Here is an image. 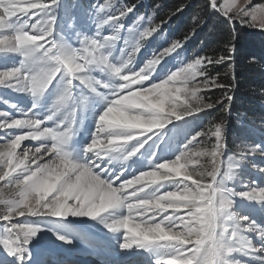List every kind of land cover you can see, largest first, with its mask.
Wrapping results in <instances>:
<instances>
[{
  "label": "snow or ice",
  "instance_id": "6c2138e0",
  "mask_svg": "<svg viewBox=\"0 0 264 264\" xmlns=\"http://www.w3.org/2000/svg\"><path fill=\"white\" fill-rule=\"evenodd\" d=\"M250 4L251 0H244V3L224 0L220 4L217 0H211L210 7L222 13L229 21L239 19L241 24L250 28L259 27L264 30V3L251 7ZM6 5H11L14 11H10ZM59 6L60 0H0V53L22 56L18 67L0 71V86L34 97L33 109H17L21 118L0 110V131L4 133L0 139L7 137L6 142L0 144V163L12 172L22 168L14 177L11 172L0 170V181H6L4 188L19 196V199L0 196V203L4 204V210L0 211V221L4 222L0 225V246L3 251L16 264H29L32 258L27 246L41 229L28 226L33 221L18 220V217L71 215L95 219L102 213L123 207L127 215L105 226L113 232L124 230L126 235L121 244L124 250L133 248V245L145 250L155 248L160 253L156 264H229L230 257L240 252L235 248L217 249L216 241L223 240L234 245L241 236L251 242V247L245 250V256L264 264V239H261L264 237V225L231 211L237 196L249 203L258 204L264 211V187L242 183L244 191L237 192L228 186L229 181L236 179L235 170L241 166L245 156H256L259 153L264 157V145L252 146L248 152L240 153L239 159L229 156L226 170L221 171L220 157L225 147L223 123L210 124L206 131L188 139L174 159L161 162L154 157L150 160L151 171H142L130 179L125 174L126 169L113 173L110 168L103 167L105 161L109 165L113 162L124 165L140 153L158 130L173 121L198 115L217 105L227 112L234 89L220 82L217 79L219 74L210 75L208 65L232 60L234 40L225 45L227 54L216 58L198 56L177 71L165 72L160 67L157 82L150 78L158 72L157 66L165 61V57L177 53L182 47L180 40H174L171 46L164 47L158 54L154 53L137 70L136 66L130 65H133L135 53L140 51V41L153 37L159 25L139 32V39L132 46L131 52L121 48L117 55L116 42L121 38L123 27L119 19L132 12L133 7L122 8L116 15L106 11L109 4H96L91 17L96 26L95 33L89 35L75 32L74 39L79 47H74L72 43H58L55 38L59 28L56 17ZM139 19L143 20L144 17ZM105 25L111 26L112 35L102 34L101 29ZM128 32L133 33V28H129ZM129 43V39L125 38L124 44ZM95 73H99V77ZM129 73H133L134 78ZM145 76L147 79H142ZM145 81L148 83H143ZM134 84L140 87L133 88ZM53 87L57 91L56 99L49 114L40 118L34 109L38 107L45 92ZM213 88L224 89L221 97L213 100L201 95ZM85 90L104 101L105 108L98 115L92 139L84 150V156L91 154L92 158L80 163L65 149L76 126L78 111L88 104L89 96L82 94ZM78 92L81 94L77 95ZM199 96L204 97L203 101L198 99ZM192 101L196 102V107L191 106ZM69 102L67 115L56 114L58 105ZM178 102L185 104V110L177 112L169 107ZM4 103L7 104L6 101ZM8 106L16 108L12 104ZM46 121H52L55 127L47 126ZM41 125L45 126L42 128ZM8 129L28 131L27 134H16ZM201 137H207L208 140L214 138L210 149ZM24 140H50L51 143L26 147L17 154L16 150ZM98 144L104 147L95 150ZM205 156L210 158L211 168L193 174L192 169L200 166V159ZM45 157L50 159L46 160ZM13 160L17 163L13 164ZM27 161L30 163L26 164ZM252 167L264 175V166L253 164ZM181 168L191 170L184 171L183 178L175 181L171 173L180 175ZM145 177L174 181L176 190L159 194L164 187L161 184L150 196L140 195L145 186L137 188L136 185ZM188 180H191V184L185 183ZM24 189L31 190L34 201L30 200ZM186 190L191 191L196 201L195 209L190 210L183 201L167 196L168 193H174L180 197ZM209 207L220 212L214 234L211 238L203 233L194 235L196 213ZM168 209H172V212L165 215ZM181 209L185 210L186 215L178 214ZM151 210L155 211L148 216ZM137 217L139 223L132 224ZM188 225L191 228H187ZM185 230L188 231L187 236L184 235ZM252 236L258 240V244L253 242ZM57 239L68 244L72 242L64 236H57Z\"/></svg>",
  "mask_w": 264,
  "mask_h": 264
},
{
  "label": "trees",
  "instance_id": "16d2710c",
  "mask_svg": "<svg viewBox=\"0 0 264 264\" xmlns=\"http://www.w3.org/2000/svg\"><path fill=\"white\" fill-rule=\"evenodd\" d=\"M75 3H79V7L74 5ZM210 3L209 0H64L66 8L58 7L57 10L61 11L63 17H72L71 9L75 10V8L77 12L81 11L87 14V17H92V9L94 10L96 4H109L110 7L106 11L116 15L119 14L120 9L132 6L133 11L119 19V23L123 25L120 31L122 43L127 38L129 44L134 45L139 39V32L149 27L160 26L153 37L140 41L141 48L135 53L134 61L144 52L149 53V59L164 47L171 46L172 41H181L182 47L177 50L178 52L165 57V61L157 66V69L164 68L165 72L177 71L198 56L216 58L227 54L225 45L230 40H234L232 60L223 64L208 65L210 75L219 74L217 79L234 89L229 110L222 111L221 106L217 105L214 109L186 117L178 123L179 128L185 133L190 131L183 141L180 140L183 146L192 136L206 131L210 124L223 123L225 147L221 159L229 156L237 157L238 153L248 152L247 150L252 146L264 145V135L261 133L264 132V35L241 26L240 21H229L220 12L213 10ZM141 16L144 17L143 20L139 19ZM67 20L68 22L64 21L60 24L61 39L66 37L68 26L72 25V32L76 28L72 20ZM85 23L88 25L90 19ZM129 28H133V33L128 32ZM6 58L4 53H0V66L6 62ZM223 91L224 89L213 88L202 92L201 95L215 100L221 97ZM249 130L255 131L249 132ZM200 139L205 141V146L209 149L214 143V138ZM252 159L258 164L261 163L260 166H264V161L256 157ZM200 163L208 169L211 168L210 158L207 156L202 157ZM187 170L191 169L187 168ZM248 174L246 173L245 177ZM187 183L191 184V180ZM2 185L0 181V196L7 198L13 192L9 189L4 190ZM3 210L4 204L0 203V211Z\"/></svg>",
  "mask_w": 264,
  "mask_h": 264
},
{
  "label": "rangeland",
  "instance_id": "374dc122",
  "mask_svg": "<svg viewBox=\"0 0 264 264\" xmlns=\"http://www.w3.org/2000/svg\"><path fill=\"white\" fill-rule=\"evenodd\" d=\"M75 1H79V0H75ZM211 2V0H209ZM224 0H217V3H223ZM238 3H244V0H238ZM259 3H264V0H251V4L249 5L254 6L257 5ZM74 5H76L77 7H79V3H75ZM24 6V5H21ZM61 9H65L66 5L64 4V0L60 1V6ZM73 11H77L76 8ZM56 14H58V10L56 9ZM74 14V18L78 19L75 20L72 17L68 18L67 16L63 17L62 22L66 21L68 22L67 19L72 20V23L75 24L76 26V32L79 31L81 29V31L83 29L87 30V24L85 23L86 21H89V19H92L90 16L87 17L88 15L85 14L84 12H73L72 15ZM222 14V13H221ZM92 21V20H91ZM234 22H238L240 21L239 19L237 20H233ZM93 22V21H92ZM61 24V22L59 23ZM241 26H244L246 28H250L248 27L246 24H242ZM104 35H112L113 34V29L111 28V26L109 27H104L103 29H101ZM251 31H256L259 34H263L264 35V30H261L259 27H251L250 28ZM74 35H75V31L72 32V25L68 26V30L66 32V37H64L63 39L60 38L59 35V40H57L58 43L61 42H68V43H72L74 47H79V44L75 41L74 39ZM121 37V34H120ZM133 44H129V45H125L124 42L122 43L120 41V39L116 42V47H115V52L118 55L119 54V49L124 48L126 51L131 52V48H132ZM6 56H8L6 58V62H3V65L0 66V71L2 70H7L9 68H15L18 67L21 60H22V56L20 54H7ZM135 61H133V65H130V67L135 66ZM137 68V66H136ZM96 74V73H95ZM159 74V70L158 72L155 74L157 75ZM98 77L99 75L96 74ZM130 77L134 78V74L133 73H129ZM152 78V77H151ZM133 87V86H132ZM2 90H5V88H3ZM11 90V89H9ZM48 91L50 92V88L48 89ZM24 96L29 95L28 93L23 94ZM30 96V95H29ZM57 96V91L54 92V95L52 96V100L46 97H41L39 100V105H38V109L35 110V113L38 117L44 118L49 114V109L51 108V105L49 104L50 101H54L56 99ZM100 102L98 104L99 109H104L105 108V103L104 101H102L101 99L98 101ZM4 105V103L0 102V106ZM64 115H67V113H63ZM12 116H16V118H21L20 114H16L13 111L11 112ZM116 115V114H113ZM80 120H84L82 122V126L80 124V121L77 120V126H76V135L78 138V150L77 153L75 152H69L72 155V158L80 163H85L87 162L88 159H91L92 156L91 154L88 155V157L84 156V150L87 148V146L90 144V141L92 139L93 133L95 131V127H96V119H92L84 114H81L77 117ZM52 121H46L47 126L49 127H55L54 123H51ZM90 122L91 125L87 126L88 123ZM45 125H41V127L43 128ZM25 130V129H23ZM22 129H8L7 131L11 132V133H16V134H23ZM190 130V129H188ZM26 131V130H25ZM255 130H249V132H253ZM3 132V131H2ZM264 135V132H261ZM26 134V133H24ZM4 136V134H3ZM5 140H7V137H4ZM103 139V138H101ZM5 140H0V144L5 143ZM118 143L121 141H117ZM41 143H48V140H43V141H32V140H24L21 142V146L20 148H18L17 154L21 153L23 151L24 148L29 147V148H34L36 146H39ZM35 144V145H33ZM104 145L103 144H98L97 148L95 150H100L101 148H103ZM171 147V151L173 153H175L176 155H178V153L180 152V147L177 146L176 144H173L170 146ZM249 151V150H247ZM167 152H169V150L165 149V150H160V151H156L155 149H151L150 147L147 146V144L144 146L143 149H141L140 153H138L135 157H133L131 160L125 162L124 165H121L119 162H113L111 165H109L107 163V161H105L103 167H107L110 168L112 170L113 173H117L120 172L123 169H126L125 174L127 176H129V178L131 179L133 175H140V172L142 171H151V165L149 164V161L152 160L154 157L158 158L160 161H162L163 159H166L168 157ZM252 157H256L258 160L264 161V157L260 156V155H256V156H245L243 158V161L241 163V166L239 168H237L236 171V179H234L233 181H229V187L234 188V190H236L237 192L240 191H244V189L241 187L242 183H249L253 186L256 185H260L261 187H264V175H261L256 169H254L252 167L253 164L256 165H261V163H257L255 162ZM237 158H240V153H238ZM6 159V158H5ZM45 159H50V157H45ZM250 160V162H249ZM44 161H41V163H43ZM17 161L13 160V164H16ZM27 163H30V161H27ZM181 163H183V161H181ZM228 163V162H227ZM251 163V164H250ZM115 164V165H114ZM113 165L115 166V168H113ZM33 167H35V165L33 164ZM0 170L2 171H8L11 172V176L14 177L16 175H18L21 171L22 168H17L15 172H12L11 169L9 167H7L5 164L0 163ZM187 168H181L180 169V175H177L176 172H172L171 175H173V177L175 179H181L183 178V173L184 171H186ZM99 171V169L97 170ZM162 171H167V170H162ZM248 172H251V174H254L255 176H258L260 178H255L258 181V184L255 183V179L254 181L251 178V175L248 174ZM248 174L247 177H245V174ZM11 178V177H10ZM2 182V188L4 190H6L7 188H4V185L6 183V181H1ZM120 181H117V183H119ZM163 184L164 187L161 188L162 191H164V188L168 185V181H161L158 179H153V178H149V177H145L143 181H141L140 184L136 185L137 188L141 187L142 185L145 186L144 187V191L140 193V195H151L152 193L149 192V189L151 188V185H158L160 187V185ZM174 187V186H173ZM132 189H129L128 191H131ZM176 189H172V191H175ZM1 192V191H0ZM13 196L16 199H19V196L16 193H11L10 195L7 196V198H13ZM238 197V196H237ZM245 209V207H243ZM172 211V209H168V211ZM155 210H151L148 213V216H151L154 213ZM238 214H240L241 216H247L251 219H253L255 222H257L260 225H264V211H256V210H251L250 213H243V212H237ZM165 214V213H164ZM178 214H184L186 215V212L181 209L180 212ZM125 215H127V210L123 207H119L117 209L114 210H110L107 213H102L101 216L93 219V218H89L87 216H67L68 219V223H66L67 225H65L64 223H61V221L63 222V220L61 219L62 217H18V220H30L33 221V223H31L28 226L31 227H39L42 230H45L47 232H53L54 234H57L59 231H63L64 235H68L66 236L67 239L71 240L72 242L68 245L67 243H64L62 240H59V242H57V244L59 246H64V247H68L69 250H77V249H81L84 250L86 248H88L89 246H95L94 243H92L91 241V234L86 232L85 230H83L81 227L75 226V227H69L70 222L72 221H76V222H82V223H90L93 224L92 226H95L97 230L92 229L90 226H88V228L91 229V231L96 232V233H100L103 235L102 231L108 232L107 235L114 239L119 247L121 248V251L123 252V248L121 247V244L123 242V237L126 235V233L124 232L123 229L118 230V231H110L105 224L106 223H111L117 219L123 218ZM263 217V218H262ZM65 218V217H63ZM40 219V220H39ZM43 219H46V221H42ZM56 219V220H55ZM104 222H101V221ZM47 221H56L59 222V226H52L51 224H47ZM0 223L3 224L2 221H0ZM139 223V218H134L132 221V224H136ZM1 225V224H0ZM66 228V229H65ZM56 236V235H55ZM253 242L258 244V240L255 239L254 236H252ZM158 243H164V241H156ZM51 244V243H49ZM31 246H28L30 252H31V262L32 264H44L42 263V256L45 255V252L47 251H55L57 250L56 246L54 245H50V246H54L53 247H46L48 245L44 244L43 246H36L37 244H35L33 241H31V243L29 244ZM35 247L39 248L38 250H35ZM46 248V250L44 249ZM137 249H139V247H136L135 245H133V248H131V250L133 252H135ZM153 250H155V248H153ZM155 252L157 253L158 257L157 260L160 258V253H158L156 250ZM139 254H143L144 252H140ZM237 256H241V258H237ZM230 259L233 260H239L241 262V264H259L257 259L254 258H249L247 256L241 255V254H233L232 257H230ZM77 260V259H76ZM2 262H9L10 264H15V260L12 257L7 256V254L4 252V255L2 256Z\"/></svg>",
  "mask_w": 264,
  "mask_h": 264
},
{
  "label": "clouds",
  "instance_id": "9594fccd",
  "mask_svg": "<svg viewBox=\"0 0 264 264\" xmlns=\"http://www.w3.org/2000/svg\"><path fill=\"white\" fill-rule=\"evenodd\" d=\"M6 6L9 7L10 11H14V9L11 7V5H6ZM152 71L154 72L155 68H153ZM142 79H147V77L146 76L142 77ZM186 87H187V85H186ZM192 87H198V86L193 85ZM198 99L200 101H203L204 97L199 96ZM191 106L196 107V102L192 101ZM69 107H70V103L58 105L57 109H56V114H63L65 111H67V109ZM169 107H173L177 112L185 110V104L179 103V102L175 105H169ZM83 108L84 107H82L81 109H83ZM111 162L112 161H110V163ZM206 169H207V167L204 164L200 163L199 167H194L192 169V173L193 174L202 173V172H205ZM23 191L28 195L30 200L34 201L35 197H34V195H32L30 189H24ZM167 196L173 198L174 200L178 199V200L183 201L189 207L190 210L196 208V201L192 198V194H191L190 190H186L185 194L183 196H180V197H176V195L174 193H168ZM219 216H220V212L216 209L211 208V207L198 211L196 213V217H197L196 231L193 234L199 235V234L203 233V234L207 235L209 238H211L212 235L214 234V231L216 228V223H217V218ZM187 228H191V225H188ZM184 235L185 236L188 235L187 230H185ZM261 239H264V237H261ZM249 247H251V242L242 236L238 237L236 239L234 245L232 244V242L225 243L223 240H217L216 241V248L217 249L235 248L236 250H238L240 252L241 255H244V256L247 255V252L245 250ZM206 259H207V257H205V260ZM229 264H241V262L239 260L230 259Z\"/></svg>",
  "mask_w": 264,
  "mask_h": 264
},
{
  "label": "bare ground",
  "instance_id": "6f19581e",
  "mask_svg": "<svg viewBox=\"0 0 264 264\" xmlns=\"http://www.w3.org/2000/svg\"><path fill=\"white\" fill-rule=\"evenodd\" d=\"M0 251H1V252H4L3 249H2V246H0ZM130 256H131V255H129L128 257H130ZM144 257H146L145 254H144ZM136 259H137V258H135V260H136ZM77 261H79V260H77ZM0 264H3V262L1 261V259H0Z\"/></svg>",
  "mask_w": 264,
  "mask_h": 264
}]
</instances>
